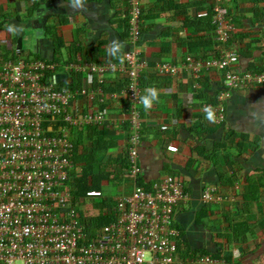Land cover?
Wrapping results in <instances>:
<instances>
[{"label":"crops","instance_id":"crops-1","mask_svg":"<svg viewBox=\"0 0 264 264\" xmlns=\"http://www.w3.org/2000/svg\"><path fill=\"white\" fill-rule=\"evenodd\" d=\"M141 2L140 51L148 64L141 76L143 94L154 87L159 100L151 109L142 106L135 176L128 174L123 77L111 73L88 81L87 75L68 77L63 69L72 59L119 63L107 49L119 41L124 45L121 54L130 50L127 0H85L83 8L68 6L69 0H0V60L16 50L20 57L52 62L60 84L70 80L75 88L88 91L95 90L101 78L102 101L95 95L92 103L105 110L102 126L69 131L74 145L73 194L83 175L88 184L101 178L88 191L101 192L102 197L76 195L81 215L98 218L102 211L95 204L102 199L127 196L136 186L150 189L172 176L191 194L176 216L180 255L208 253L226 264H264V83L230 84L228 78L238 76L241 68L248 74L264 72V0ZM215 6L233 25L230 35L241 61L225 71L197 72L182 60L186 55L214 56L219 49L212 20L218 13ZM162 63L172 65L174 73L161 68ZM88 103L80 97L72 111L81 115L88 111ZM219 105L224 120L215 124L207 110ZM208 190H213V197L206 201L203 195Z\"/></svg>","mask_w":264,"mask_h":264},{"label":"built area","instance_id":"built-area-1","mask_svg":"<svg viewBox=\"0 0 264 264\" xmlns=\"http://www.w3.org/2000/svg\"><path fill=\"white\" fill-rule=\"evenodd\" d=\"M127 4L130 50L123 54L124 63L72 59L63 69L68 77L87 75L88 81L108 73L126 74L127 83L120 93L129 116L128 174L135 176L141 126L138 80L146 62L137 42L144 26L142 2L127 0ZM215 10L216 39L225 43L233 25L220 6ZM13 53L0 60V264H226L208 253L180 255L176 216L191 194L172 176L150 189L136 186L129 195L115 197L108 223L95 225L92 213L81 215L71 188L74 145L69 131L102 126L105 110L92 103L95 95L101 101L102 90L77 89L70 80L60 84L54 63L20 57L16 50ZM220 54L207 65L229 68L238 59L235 49L222 48ZM160 67L170 74L175 71L170 65ZM246 76L264 83V72ZM228 78L230 84L238 81L235 74ZM80 97L87 98L90 106L78 115L72 109ZM111 97L116 98L114 93ZM207 111L218 124L223 122L221 105L209 106ZM85 197L100 198L102 193L88 191ZM212 197L213 190H208L203 200Z\"/></svg>","mask_w":264,"mask_h":264},{"label":"trees","instance_id":"trees-1","mask_svg":"<svg viewBox=\"0 0 264 264\" xmlns=\"http://www.w3.org/2000/svg\"><path fill=\"white\" fill-rule=\"evenodd\" d=\"M214 18L215 17H213V19L212 20H214ZM125 22H126V19H125ZM213 26H214V22H213ZM126 27H127V23H126ZM215 27V26H214ZM232 35V34H231ZM231 35H230V37H229V39H228V41L227 42H225V43H223V42H221V41H219V40H217V44L219 45V49L218 50H216V52L214 51V56H211V55H209L208 57H199L200 55H198L197 57L196 56H192V55H186L184 58H183V60H182V64L183 65H192V68H196L195 70L197 71V72H200V71H203L204 69L207 71V70H213V69H216V70H227V68H222V69H220L219 67H213V66H208L207 65V62L208 61H210V60H212L213 58H215V57H217V58H219L220 57V50L222 49V48H225V49H235L236 51H237V49L235 48V47H233L234 45H233V42H234V39L233 38H231ZM140 36H141V34H140ZM127 38H128V27H127ZM139 44H140V39H138V41H137ZM237 53H238V59H237V61L236 62H234V63H232L231 65L232 66H234L235 64H240V54H239V52L237 51ZM124 54V53H123ZM140 57H142V58H144V56H143V53H142V51H141V54H140ZM145 60V59H144ZM146 62V61H145ZM97 64V63H96ZM163 64V63H162ZM168 65H170V64H168ZM170 66H172V65H170ZM146 67H148V64L146 63V66L143 68V70L146 68ZM173 67V66H172ZM237 69H239L238 67H237ZM143 70L141 71V73H140V77H139V80H138V88H139V90H140V94H139V100H140V97H142V96H144V88L142 87V83H141V76H142V72H143ZM239 73H237L238 74V81L240 82V81H243V80H249V78L246 76V74L248 73L247 72V69H245V70H243L242 68L241 69H239ZM247 72V73H246ZM108 74H111V73H108ZM108 74H105V75H108ZM117 74L118 75H121L122 77H123V79H124V84H123V87L125 88V86H126V83H127V77H126V74L125 73H122V72H117ZM197 76H200V74H197L196 75V77ZM95 80V78H93V81ZM99 80L100 79H98V85H100V87L103 85V83H102V80H101V82H99ZM98 85L96 84V87H95V90H93V91H96L97 90V88H99L98 87ZM101 90L103 91V89L101 88ZM121 92V91H120ZM101 101H102V97H101ZM104 101V100H103ZM143 105L140 103V104H138V111H139V114H140V117H141V122H142V116H141V110H142V107ZM211 107V106H210ZM208 113L210 114V115H212L209 111H208ZM213 123H215V124H218L216 121H215V119L213 118ZM128 126H129V124H128ZM129 130V129H128ZM129 135V134H128ZM127 143H128V139H127ZM128 145V144H127ZM100 177H95V178H92L91 179V181H92V183H94V185H92V183H87V176H85V175H83L82 177H81V179L80 180H78L77 182H78V190H77V192H76V195H80L81 197H83L86 193H87V191L88 190H90L92 187H94V186H96V184H97V182H99L100 181ZM91 185H92V187H91ZM75 193V192H74ZM112 205H113V200L111 201L109 198L108 199H102V201L101 202H99V203H97V204H95V207H97L99 210H100V212L102 211V213H101V215L98 217V218H95L94 220H93V222H94V224L95 225H102V224H105V223H108L110 220H111V217L109 216V213H108V211L110 210V208L112 207ZM218 259H220V258H218Z\"/></svg>","mask_w":264,"mask_h":264},{"label":"clouds","instance_id":"clouds-1","mask_svg":"<svg viewBox=\"0 0 264 264\" xmlns=\"http://www.w3.org/2000/svg\"><path fill=\"white\" fill-rule=\"evenodd\" d=\"M84 4H85V0H69L68 6L73 8H83ZM10 30L14 31V29H10ZM123 47L124 45L121 42L113 41L107 49L108 54L114 59H117L120 63H124L126 56L121 54ZM145 92L146 95L140 97V102L147 110V109H151L154 101L159 100V93L158 90L155 89L154 87L146 89Z\"/></svg>","mask_w":264,"mask_h":264},{"label":"water","instance_id":"water-1","mask_svg":"<svg viewBox=\"0 0 264 264\" xmlns=\"http://www.w3.org/2000/svg\"><path fill=\"white\" fill-rule=\"evenodd\" d=\"M16 48L20 49V39H17V41H16Z\"/></svg>","mask_w":264,"mask_h":264},{"label":"rangeland","instance_id":"rangeland-1","mask_svg":"<svg viewBox=\"0 0 264 264\" xmlns=\"http://www.w3.org/2000/svg\"><path fill=\"white\" fill-rule=\"evenodd\" d=\"M31 40H32V39H31ZM25 44H26V43H25ZM31 44L34 45L35 43H34V42H33V43L31 42ZM213 54H214V53H213ZM114 195H115V193H112V194L110 195V197H112V196H114ZM78 209H79V210H82V208H79V207H78Z\"/></svg>","mask_w":264,"mask_h":264},{"label":"bare ground","instance_id":"bare-ground-1","mask_svg":"<svg viewBox=\"0 0 264 264\" xmlns=\"http://www.w3.org/2000/svg\"><path fill=\"white\" fill-rule=\"evenodd\" d=\"M83 148V147H82ZM82 150V149H81ZM80 153V152H79Z\"/></svg>","mask_w":264,"mask_h":264}]
</instances>
